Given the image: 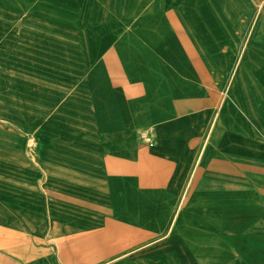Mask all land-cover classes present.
I'll use <instances>...</instances> for the list:
<instances>
[{
  "label": "crops",
  "instance_id": "obj_1",
  "mask_svg": "<svg viewBox=\"0 0 264 264\" xmlns=\"http://www.w3.org/2000/svg\"><path fill=\"white\" fill-rule=\"evenodd\" d=\"M62 2L0 12V264H264V0Z\"/></svg>",
  "mask_w": 264,
  "mask_h": 264
},
{
  "label": "rangeland",
  "instance_id": "obj_2",
  "mask_svg": "<svg viewBox=\"0 0 264 264\" xmlns=\"http://www.w3.org/2000/svg\"><path fill=\"white\" fill-rule=\"evenodd\" d=\"M64 3L62 2V0H34L33 2L31 0H24L23 4H6L3 6H0V12H23L24 16L26 17V15H32V13H36L39 12V15L42 16H47L49 12L51 11H56V10H64ZM80 4H71V10L72 11H77L80 9ZM60 8V9H59ZM66 10H69V8L66 6ZM30 17V16H29ZM26 21V20H24ZM46 37V35L44 36ZM16 39H18L20 41V36H14L10 35V36H1L0 37V43H7L8 44V53L7 55H9L12 57H15V43H16ZM24 43H30V39L31 37H23ZM239 72V74L242 76L243 78V89L244 91H248L250 93V91H255L254 89L257 87V83L260 85L261 83L259 81H261L263 84H261L262 86H264V67H243V68H233L231 69V76L232 79L235 78V76L237 75V73ZM13 79L12 77H10L9 75L7 76V78L5 79L6 81L8 80V82H10V80ZM7 82V83H8ZM231 82V81H230ZM230 82H226L225 84H218L217 87L219 88V91L222 92H228L230 89ZM260 85V86H261ZM2 86H8L10 89V92H7V98L9 102L12 103H16L17 98L19 97L21 99V93H19V95L16 93V84H10L8 83L6 84H2ZM222 88V89H221ZM5 89V88H4ZM264 90V89H263ZM6 93V92H5ZM26 95V94H25ZM12 96V97H11ZM24 96V95H23ZM225 96H221L220 100L223 101ZM13 98V99H12ZM217 101V102H221V101ZM249 102V107H251V105H255L252 99H248ZM5 117H3L1 120H6L8 123L13 124L15 127H17L18 125L23 124L21 122L20 117H16L14 115H4ZM48 118V117H47ZM45 118V120L47 119ZM74 120V119H73ZM63 122H64V117L63 116H57L56 117V132H55V138L57 142H60L62 140H64V132L62 130L63 127ZM74 122V121H73ZM78 131H76L74 134H77ZM29 133L25 132L24 135L27 136ZM28 142H31L32 136L30 135V137L27 138ZM146 142L149 143L151 145V147L155 146V139L154 137H150L147 136L145 138ZM30 154V153H29ZM264 201V198H263Z\"/></svg>",
  "mask_w": 264,
  "mask_h": 264
}]
</instances>
